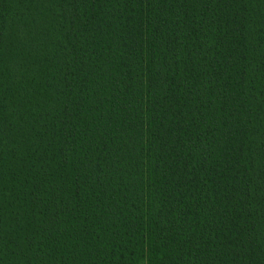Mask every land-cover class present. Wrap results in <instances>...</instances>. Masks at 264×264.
<instances>
[{"label": "trees", "instance_id": "16d2710c", "mask_svg": "<svg viewBox=\"0 0 264 264\" xmlns=\"http://www.w3.org/2000/svg\"><path fill=\"white\" fill-rule=\"evenodd\" d=\"M0 264H264V0H0Z\"/></svg>", "mask_w": 264, "mask_h": 264}]
</instances>
